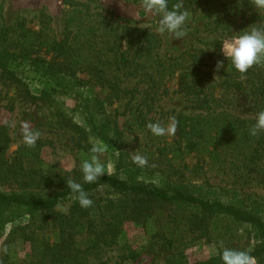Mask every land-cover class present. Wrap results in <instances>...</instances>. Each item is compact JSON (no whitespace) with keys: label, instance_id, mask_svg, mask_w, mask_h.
I'll return each instance as SVG.
<instances>
[{"label":"trees","instance_id":"obj_1","mask_svg":"<svg viewBox=\"0 0 264 264\" xmlns=\"http://www.w3.org/2000/svg\"><path fill=\"white\" fill-rule=\"evenodd\" d=\"M207 1L182 0L188 12ZM177 2L170 0L169 6ZM67 4L60 36L44 11L31 26L24 16L7 22L0 5V81L14 84V99L52 107L59 128L71 133L76 154L88 157L92 145L105 144L117 154L116 171L84 183L78 157L71 170L44 160L43 147L52 144L44 138L34 147L21 142L8 157V125L0 121V228L11 225L8 245L27 247L11 259L8 246L9 264H110L106 253L118 245L124 225H145L159 211L165 212L167 227L198 238L208 239L219 221L234 225L225 234L224 249L246 251L264 264V132L249 135L254 117L211 108L220 86L261 100L264 109V62L244 74L222 70L219 84L181 78L177 91L197 110L176 111L175 138L168 142L155 136L147 166L137 167L118 118L129 113L143 127L152 123L142 109L147 95L138 100L145 91L156 93L162 40L150 27L117 21L88 1ZM256 25H264V10H236L230 26L236 36ZM223 42L216 34L206 48L216 51ZM183 55L196 65L207 50L194 48ZM90 85L105 93L88 92ZM3 99L0 109L12 110L14 101L3 104ZM69 179L83 184L91 207L81 208L72 198ZM62 201H70L66 212L56 208ZM222 251L195 262L176 253L163 264H223Z\"/></svg>","mask_w":264,"mask_h":264},{"label":"rangeland","instance_id":"obj_2","mask_svg":"<svg viewBox=\"0 0 264 264\" xmlns=\"http://www.w3.org/2000/svg\"><path fill=\"white\" fill-rule=\"evenodd\" d=\"M69 0H0L3 14L7 22H13L17 16H24L31 26H37L38 15L44 11L52 18L53 27L60 36L63 32L66 12ZM89 2L92 7L103 11L107 16L122 23L149 27L155 32L156 20L151 15L146 14L140 7V0H74ZM123 5V7H122ZM126 8V11L124 10ZM255 9L251 0H208L196 11H189V19L186 23L187 35L181 40H172L168 36H160L162 45L159 53L162 57V65L158 67V81L156 93L149 90L141 94L138 102L142 101L147 95L142 109L148 119L152 122H159L167 125L169 117L173 116L178 110L196 111L177 91L178 81L187 77H200L204 84H219L222 70L217 72L214 65L217 61H223L224 71L232 74L238 72L231 69V65L223 56L222 50H208L206 44L216 34H220L226 39L233 34L234 28L230 25L236 18V10ZM259 10V9H257ZM262 11V10H259ZM227 25V26H226ZM207 50V55L202 63L192 64L188 56H180L190 49ZM172 60V61H170ZM165 63V65H163ZM170 63V66L167 67ZM31 87L41 88V84H31ZM140 88H145L146 84H139ZM90 93L103 95L105 90L92 86L87 90ZM216 99L211 103V108L224 109L230 113L241 117H254L255 112L262 109V102L259 99L235 91L232 89L224 90V87H216ZM0 96L5 104L9 100L14 101V108L7 110L0 109V121L8 125L10 141L6 150V156L11 157L16 151L17 146L23 142L21 133L22 125L27 123L32 130L39 131V138L49 139L52 144L43 147L42 156L44 160L56 169L71 170L76 158L80 164L86 157L72 149L71 133L59 128L53 114L52 107L38 100L36 103L23 102L14 99V84L0 81ZM66 105L71 108L73 102L70 98L65 99ZM122 110V109H121ZM119 129L123 131L127 139V150L131 157L136 154L147 158L154 153V135L143 127L138 121L133 119L129 113L122 114L118 118ZM170 142L175 138V134L164 136ZM151 140V142H150ZM171 153H168V157ZM100 159L106 164L111 165L112 172L116 171L117 154L113 151H106L100 155ZM5 191L9 189L2 188ZM70 201H62L56 208L66 212ZM232 224L219 221L213 224L210 229V237L198 238L196 234H190L180 229L167 227L165 223V212L159 211L145 225H138L127 222L123 227L118 245L109 250L106 256L110 264L115 261L121 264H163L167 258L176 253L189 262L203 260L207 257L217 255L220 250H224L225 234L232 229ZM11 225L5 224L0 228V264H9L6 260V248L10 245L6 243L8 232ZM253 242L251 245H253ZM9 251L12 256L24 254L27 247L20 245L13 246ZM10 260V259H9ZM255 260V259H254ZM255 264L257 260H255Z\"/></svg>","mask_w":264,"mask_h":264},{"label":"clouds","instance_id":"obj_3","mask_svg":"<svg viewBox=\"0 0 264 264\" xmlns=\"http://www.w3.org/2000/svg\"><path fill=\"white\" fill-rule=\"evenodd\" d=\"M253 7L264 10V0H251ZM170 0H140V7L156 20L155 32L161 36H168L172 40H181L187 35L186 23L189 12L184 9L182 0L169 6ZM123 7V5H122ZM126 11V8H124ZM127 12V11H126ZM141 28H149L144 25ZM221 50L231 69L240 73H246L253 65L264 62V25L248 27L239 35L226 37L221 45ZM217 72L225 69L223 61H217L214 65ZM254 122L248 129L249 135L256 137L264 132V109L255 112ZM178 121L175 116L169 117L167 125L159 122L147 124L148 130L154 136H171L175 134ZM23 141L28 147H34L40 133L32 130L27 123L21 129ZM107 151V146L102 142L92 145L90 158L84 159L80 164V172L84 183L91 184L100 176L112 172V167L100 159V155ZM132 162L137 167H145L148 164L146 156L136 154ZM72 198L78 202L81 208H89L93 200L84 190L83 184L69 179L66 184ZM223 264H255L254 258L246 251L225 248L220 253Z\"/></svg>","mask_w":264,"mask_h":264}]
</instances>
